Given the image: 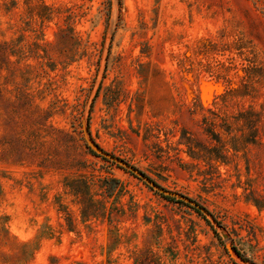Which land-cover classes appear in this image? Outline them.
Listing matches in <instances>:
<instances>
[{
  "label": "rangeland",
  "instance_id": "obj_1",
  "mask_svg": "<svg viewBox=\"0 0 264 264\" xmlns=\"http://www.w3.org/2000/svg\"><path fill=\"white\" fill-rule=\"evenodd\" d=\"M0 264H264V0H0Z\"/></svg>",
  "mask_w": 264,
  "mask_h": 264
},
{
  "label": "trees",
  "instance_id": "obj_2",
  "mask_svg": "<svg viewBox=\"0 0 264 264\" xmlns=\"http://www.w3.org/2000/svg\"><path fill=\"white\" fill-rule=\"evenodd\" d=\"M251 72H256L255 69H251L250 70V73ZM247 90H249V86L248 85H244L243 86V93H246ZM210 113L212 115H215L214 112L210 111ZM236 120H239L240 122H242L244 124V126L251 130L252 127H253V124L256 122H254V113L250 110L248 111H244V112H241L237 115V117H235ZM225 121V120H224ZM205 124L208 125V129H207V132L210 134V136L215 139V138H218V134L214 131V125L212 123H208V120L205 119ZM227 128H230V126H228ZM229 129H227L226 131H228ZM249 137H251V134H248V135H245L244 136V139H243V143H248L249 142ZM219 142V141H218ZM233 148H236V147H233ZM170 200V199H169Z\"/></svg>",
  "mask_w": 264,
  "mask_h": 264
}]
</instances>
